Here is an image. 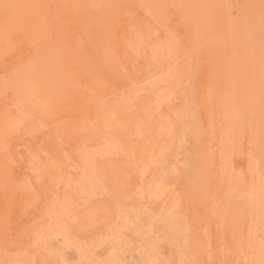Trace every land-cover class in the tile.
Here are the masks:
<instances>
[{"label":"rangeland","instance_id":"rangeland-1","mask_svg":"<svg viewBox=\"0 0 264 264\" xmlns=\"http://www.w3.org/2000/svg\"><path fill=\"white\" fill-rule=\"evenodd\" d=\"M0 264H264V0H0Z\"/></svg>","mask_w":264,"mask_h":264}]
</instances>
